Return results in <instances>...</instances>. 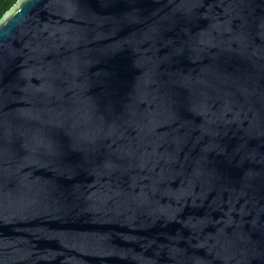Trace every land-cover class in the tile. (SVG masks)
Listing matches in <instances>:
<instances>
[{
    "label": "water",
    "instance_id": "95a60500",
    "mask_svg": "<svg viewBox=\"0 0 264 264\" xmlns=\"http://www.w3.org/2000/svg\"><path fill=\"white\" fill-rule=\"evenodd\" d=\"M0 264H264V0H18Z\"/></svg>",
    "mask_w": 264,
    "mask_h": 264
},
{
    "label": "trees",
    "instance_id": "16d2710c",
    "mask_svg": "<svg viewBox=\"0 0 264 264\" xmlns=\"http://www.w3.org/2000/svg\"><path fill=\"white\" fill-rule=\"evenodd\" d=\"M18 0H0V18L9 11Z\"/></svg>",
    "mask_w": 264,
    "mask_h": 264
}]
</instances>
